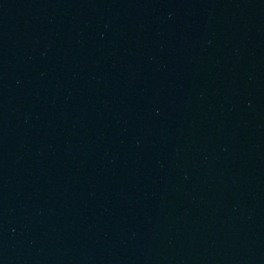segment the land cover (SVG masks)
<instances>
[{"label":"water","instance_id":"1","mask_svg":"<svg viewBox=\"0 0 264 264\" xmlns=\"http://www.w3.org/2000/svg\"><path fill=\"white\" fill-rule=\"evenodd\" d=\"M0 264H264V0H0Z\"/></svg>","mask_w":264,"mask_h":264}]
</instances>
